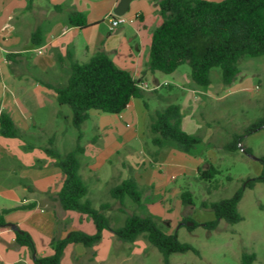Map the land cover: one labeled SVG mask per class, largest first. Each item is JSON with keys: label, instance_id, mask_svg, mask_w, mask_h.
Masks as SVG:
<instances>
[{"label": "crops", "instance_id": "crops-1", "mask_svg": "<svg viewBox=\"0 0 264 264\" xmlns=\"http://www.w3.org/2000/svg\"><path fill=\"white\" fill-rule=\"evenodd\" d=\"M120 1L33 0L31 8L27 10V0H0V114L1 112L9 114L23 134L35 127L36 123L31 118L32 112L40 106L56 102L54 91L45 87L44 83L63 84L68 77V61L65 59L68 52L79 63H87L92 56L103 51L115 65L130 72L138 81L152 83L153 86L167 84L166 86L172 87V90L179 86L176 82L161 81L163 77L161 73L144 72L149 50L147 59L142 60L144 55L142 35L143 32L152 35V31L160 24L159 0H131L124 16L132 19L134 14H140V18L110 31L107 16L115 15ZM206 1L218 3L223 0ZM72 11L85 16L87 23L85 28L69 24L68 15ZM150 19H153L151 27L148 24ZM37 28L41 31V44L34 46L30 39ZM59 57L62 59L61 62H58ZM178 75L177 69L168 76L177 81ZM188 75L185 83L189 86V94L184 95L183 104L179 103L177 97L170 96L181 107L182 130L193 135L185 129L184 113L188 110L192 113L196 103H205L207 99L215 100L217 96L216 92H211V88L205 91L196 86L191 81L190 74ZM150 98L152 99L149 96L148 100ZM148 100L146 101L148 110L145 109L143 100L133 99L119 115L101 116L97 112L96 114L89 112V120L93 121L98 138H95L93 143L95 147L84 149L80 157V175L88 187L87 198L93 207L98 208L101 204L107 203L109 210L106 211V215L110 217L112 225L118 227L125 219L122 217V209L127 208L107 199L104 190L108 184H118L128 177L135 180L133 173L142 172L145 160L148 159L160 173L165 174L166 182L162 185L136 182L142 193V200L141 206L135 207V210L143 209L147 214L159 219L163 231L172 234L171 230L176 225L179 230L181 229L179 224L186 218L185 206L180 201L183 187L172 185V181H176L179 176L188 179L190 175L194 180L198 179V170L201 168L195 163L200 162L203 169L208 168L214 163L210 161L214 152L209 149L204 156L194 157L171 146L163 148L153 159L152 155L157 152V147L150 146L147 132L148 116L164 105L151 106V100ZM67 118L69 121L70 116ZM186 126L192 128L191 124ZM207 133L208 139L203 138L205 135L200 133L198 136L201 137L202 143L207 142L210 146V142L214 141L211 132ZM113 135L119 137L125 135L129 139L142 140L141 152L135 151L129 145H126L128 152H125L124 156H120V152H105L111 146L110 137L115 138ZM7 140L16 139H5L0 136V197L12 200L16 205L0 209V212L10 211L4 215L6 227L0 228V264H35L34 258L52 255L53 239H63L74 231L93 235L95 226L88 216L63 211L56 201L55 196L61 188L63 176L61 172L60 174L57 172L54 160H45L41 155H37L35 162L29 156L27 160L25 152H10V142ZM99 142L102 143V147ZM19 146H22L20 142ZM113 154L119 158L117 164L111 161ZM26 173L30 176L26 177ZM100 173H105L107 178L102 192L99 189L93 190L95 184L100 182ZM25 193L27 194L24 195ZM33 204L35 205L33 208H27ZM206 222L209 221L204 223ZM7 224L29 234L34 244V253L15 244L14 230ZM83 224L86 226L83 227ZM163 227L168 228V231ZM149 246L143 237L132 244L122 243L111 232L105 230L101 241L92 249L79 250L82 251L80 257L85 259L84 263L78 264H105L111 254L115 256L124 253L127 259L136 258ZM71 249V245L66 247L62 259ZM76 259L77 257L74 260Z\"/></svg>", "mask_w": 264, "mask_h": 264}, {"label": "trees", "instance_id": "trees-1", "mask_svg": "<svg viewBox=\"0 0 264 264\" xmlns=\"http://www.w3.org/2000/svg\"><path fill=\"white\" fill-rule=\"evenodd\" d=\"M33 0H27L26 9L31 8ZM158 15L160 24L152 31L148 62L144 72H156L171 75L180 66L188 65L191 81L200 88L211 84V71L219 69L221 84L224 87L232 85L239 74V62L244 58H259L264 56V0H223L209 2L206 0H159ZM71 26L85 28V16L76 11L68 15ZM34 46L41 44V31L37 28L31 34ZM69 74L63 84L44 86L53 90L59 106H67L71 111L70 123L77 131L74 149L61 155L54 147L43 148L44 154L54 160V166L63 176V181L55 199L63 211H72L88 216L95 226V233L70 232L63 239L52 240V255L45 258H34L35 264H60L64 250L69 245H82L87 250L92 249L102 239L103 231L111 232L122 243L132 244L143 237L162 255V263L169 264V257L174 254L199 252L187 243L178 241L177 235L167 234L152 215L139 216L136 213L127 215L121 226H113L110 217L106 215L107 203L94 208L87 198L88 187L80 175V157L84 153L81 146L83 124L90 119L89 112L97 111L107 115H119L133 99L146 101L149 96L164 104L148 116L147 132L150 144L157 147L153 159L163 148L174 146L178 150L196 155L202 146L198 135H190L181 128V107L170 96L172 87L166 86L169 94L160 95L158 90L147 91L139 88L138 81L130 72L119 68L109 55L103 51L96 53L87 63H79L71 53H67ZM58 58V62H61ZM264 130V120L252 124L246 134ZM0 136L5 139H21L26 142L27 136L14 124L9 114H0ZM241 137L234 135L232 140L223 146L228 153L238 150ZM48 145H52L49 139ZM31 146L28 145L27 148ZM251 156L249 150L243 151ZM199 153V152H198ZM261 172L258 177L247 179L243 187L233 195L216 202L202 201L200 207L209 209L214 214V220L201 226L208 230L217 229L219 222L224 221L234 225L242 221L238 212L244 189H252L257 183L264 184V156L258 159ZM220 171L213 165L198 170V179L212 182ZM230 179V178H229ZM210 192V191H209ZM106 196L124 207L129 199L136 207L141 206L142 193L132 177L118 184H108ZM180 201L183 206H193V196L190 191H182ZM29 205L27 208H33ZM10 212H0V228L6 227L4 215ZM190 221L192 230L199 226L190 219H183L179 227ZM14 242L18 247H25L34 253V244L28 233L14 230ZM242 264H251L255 255L243 254Z\"/></svg>", "mask_w": 264, "mask_h": 264}, {"label": "rangeland", "instance_id": "rangeland-1", "mask_svg": "<svg viewBox=\"0 0 264 264\" xmlns=\"http://www.w3.org/2000/svg\"><path fill=\"white\" fill-rule=\"evenodd\" d=\"M51 8L53 11V7ZM152 23L153 19H150L148 22L150 27L153 25ZM142 37L143 60L147 59L151 33L143 32ZM238 65L239 74L232 85L228 87L221 84L219 69H213L211 71V84L202 89L206 91L211 88V92H216L217 98L215 100L207 99L202 104L196 103L192 113H189L188 108H186L187 113H184L185 129L189 133L193 135L200 133L205 135L203 138L207 137L208 139L207 132H211L214 141V143L210 142V146L207 142L202 143L194 157H202L205 152L212 149L214 155L210 157V161L214 162L212 165L220 173L210 183L199 179L194 180L191 175L188 179L179 176L176 181H172V185H180L183 187L182 191L187 190L192 193L194 204L193 206H185L184 215L185 219H190L199 226L189 230L187 224L192 222L188 221L180 230L176 225L171 233L177 235L179 242L194 247L199 252V256L190 252L174 254L169 257V264H242L241 257L243 254L255 255V260L251 264H264V184L257 183L252 189H244L241 201L238 204V212L242 217L241 222L229 225L224 221H220L215 230H208L201 226L205 221L214 220V214L211 210L200 207L202 201L216 202L229 198L236 190L243 187V183L247 179L258 177L261 172L258 159L264 156V130L254 131L250 134H246V131L258 120H264V56L244 58ZM178 74V82L173 81L168 75L164 74L161 81H172V83L176 82L179 85L170 92V95L177 97L179 103L183 104L184 95L189 94V86L185 83L186 78H189L188 74H190L188 65L180 66ZM147 85L149 87L153 86L152 83ZM158 93L165 96L169 94L165 86L159 88ZM149 100H151V106L154 104L157 106L164 105L154 98ZM90 112L96 114L97 111ZM32 113L31 118L36 126L25 134L27 136L26 142L21 139L7 140L10 142V152H25L27 160L29 156L35 162L37 155H41L45 160H51L44 154L43 148L54 147L61 155L74 149L77 131L71 126L70 120H67V117L71 115L69 107L59 106L56 102H53L51 105L40 106ZM97 113L101 116L107 115ZM187 124H191L192 128L187 127ZM81 131L83 135L81 146L85 150L95 147L93 143L95 138H98V132L93 121H86L81 127ZM234 135L240 136L241 142L236 152L228 153L222 147L230 142ZM110 138L111 142L109 143H111V146L105 152H120V156H124L125 152H128L126 145L131 146L137 152L142 150V140L129 139L125 135ZM49 139H52L51 146L48 145ZM19 142L22 146H19ZM28 145L31 147L27 148ZM100 146L102 147V143H100ZM244 150H249L252 155L248 156L243 152ZM111 161L117 164L119 161L118 156L113 154ZM196 164L203 169L200 162ZM57 172L60 174L59 169H57ZM25 175L26 177L30 176L28 173ZM99 175L100 182L95 184L93 190L99 189L102 192L105 189V179L107 178L105 173ZM133 175L139 184L150 182L162 185L166 182L165 174L160 173L148 159L145 160L144 170L133 173ZM51 180L54 181L52 174ZM15 205L12 200L0 197V209ZM125 206L127 209H122L123 216L120 214V218L132 213L139 216L148 215L143 209L135 210L136 206L129 199L125 200ZM112 210H115V208H112ZM157 221L162 225L159 219ZM85 226L83 224V227ZM164 230L168 231V228H164ZM71 248L69 253L62 259V264L84 263L85 257H80L82 251L79 252V250L86 251L87 249L79 244L71 245ZM75 257H77L76 261L74 260ZM109 257L105 264H163L162 255L151 245L141 256L136 258L127 259L124 253L115 256L111 254ZM119 261L122 262L118 263Z\"/></svg>", "mask_w": 264, "mask_h": 264}, {"label": "built area", "instance_id": "built-area-1", "mask_svg": "<svg viewBox=\"0 0 264 264\" xmlns=\"http://www.w3.org/2000/svg\"><path fill=\"white\" fill-rule=\"evenodd\" d=\"M139 18H140V14H134L132 19H129V18H127L124 15L117 16V15H114V14H110L109 16H107V21H108L109 26H110L109 27L110 31H114L119 26L128 24V23H130L132 21H137ZM166 85L167 84H158V85H155V86L150 88L147 84H145V83H143L141 81L138 83L139 88H141L144 91L158 90L162 86H166Z\"/></svg>", "mask_w": 264, "mask_h": 264}, {"label": "water", "instance_id": "water-1", "mask_svg": "<svg viewBox=\"0 0 264 264\" xmlns=\"http://www.w3.org/2000/svg\"><path fill=\"white\" fill-rule=\"evenodd\" d=\"M131 0H121L120 1V4L118 5L116 11H115V15L117 16H122L125 14L127 8H128V5H129V2ZM8 227H11L13 230H16V228L11 225V224H7ZM188 227L192 226V223H189L187 224Z\"/></svg>", "mask_w": 264, "mask_h": 264}]
</instances>
